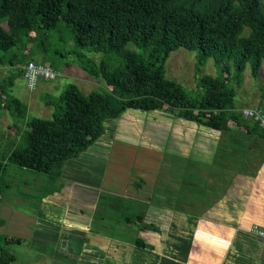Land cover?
I'll use <instances>...</instances> for the list:
<instances>
[{
    "label": "trees",
    "instance_id": "1",
    "mask_svg": "<svg viewBox=\"0 0 264 264\" xmlns=\"http://www.w3.org/2000/svg\"><path fill=\"white\" fill-rule=\"evenodd\" d=\"M61 23L72 29L77 45L118 51L124 64L112 67L104 60L100 64L87 60L85 68L103 78L106 89L85 93L77 83H70L56 105L46 102L54 106L52 117L27 119V128L19 136L26 145L13 147L9 153L12 163L60 176L68 159L104 135L107 119L120 117L128 108H162L223 131L231 129L232 121L248 132L259 129V136L264 137L259 123L236 107L232 84L242 82L249 62L255 75L260 72L264 0H0V65L16 66L22 61L24 65L31 59L24 52L28 42L38 39L40 30ZM129 42L149 49L148 55L129 48ZM179 47L199 49L200 64L213 57L221 65L220 74L199 76L201 92L195 96L167 75L166 61ZM23 65L17 71L21 75ZM4 105L26 118L27 105L20 98L13 97ZM134 183L139 188L145 181L141 178ZM103 191L94 212L108 218L115 228L92 231L118 238L120 233L126 235V225L158 228L144 221V207L138 198L114 197ZM115 211L119 213L117 221ZM21 241V237L0 234V264H12L16 254L7 245ZM133 242L148 244L138 235Z\"/></svg>",
    "mask_w": 264,
    "mask_h": 264
},
{
    "label": "rangeland",
    "instance_id": "2",
    "mask_svg": "<svg viewBox=\"0 0 264 264\" xmlns=\"http://www.w3.org/2000/svg\"><path fill=\"white\" fill-rule=\"evenodd\" d=\"M40 31L38 39L29 41L24 52L31 60L57 69L59 74L55 78L43 79L31 89L24 75L17 73L23 61L16 66L0 65V121L8 119L24 123L22 133L27 128L28 118L53 116V105L70 83H77L85 93L106 89L104 79L91 75L85 68L87 60L92 59L96 64L104 60L112 67L124 64V56L118 51H95L91 46L77 45L72 29L64 23ZM128 47L144 56L149 53V49L134 42H129ZM199 58V49L179 47L166 61L168 77L180 82L191 96L201 92L198 83L201 74L221 73V65L213 57L207 58L203 64L198 62ZM231 71L233 77L234 67ZM232 84L236 88L237 108L263 101L264 59L259 74L252 72L249 62L242 82L233 81ZM13 97L20 98L27 105L26 118L4 105ZM48 101L53 105H47ZM177 118L183 117L162 108H128L120 117L107 119L106 133L77 157L68 159L60 176L24 168L9 160V152L15 146H25V139L18 138L0 145L4 150L0 153V219L3 221L0 234L22 239L21 243L7 245L16 254L12 264H126V242L113 240L102 248L87 243L85 232H82L85 228L80 223L89 220L87 230L113 231L114 223L108 218L103 219L101 214L96 215L93 212L96 206L93 210L91 208L92 200L97 194L100 196L102 189L104 195L126 197V185L135 187L134 182L141 178L148 182L144 183L145 187L153 188L156 182L168 185L171 170L177 173L184 170L167 162L161 163L157 153L160 147H170L171 130ZM164 151L165 158H178L170 150ZM156 171L160 173L159 177ZM156 176L158 180L154 181ZM113 216L117 221L118 211ZM118 235L126 237L121 233Z\"/></svg>",
    "mask_w": 264,
    "mask_h": 264
},
{
    "label": "crops",
    "instance_id": "3",
    "mask_svg": "<svg viewBox=\"0 0 264 264\" xmlns=\"http://www.w3.org/2000/svg\"><path fill=\"white\" fill-rule=\"evenodd\" d=\"M254 106L264 107V102ZM173 124L170 147H160L158 158L184 170H171L168 185H126V197L138 198L144 221L158 228L126 225V237L114 238L87 230L88 220L80 223L84 240L100 247L126 242V264H264V237L252 231L254 224L264 226V137L259 129L248 132L231 121V129L223 131L184 118ZM23 126L0 121V145L18 139ZM164 150L178 158H165ZM137 235L148 244L136 245Z\"/></svg>",
    "mask_w": 264,
    "mask_h": 264
},
{
    "label": "built area",
    "instance_id": "4",
    "mask_svg": "<svg viewBox=\"0 0 264 264\" xmlns=\"http://www.w3.org/2000/svg\"><path fill=\"white\" fill-rule=\"evenodd\" d=\"M24 67V77L27 80V85L31 89H35L41 80H50L55 78L59 72L50 64H45L35 60H28ZM243 113L246 117H250L257 121L264 131V107L251 106L243 108ZM252 231L264 237V226L254 224Z\"/></svg>",
    "mask_w": 264,
    "mask_h": 264
}]
</instances>
